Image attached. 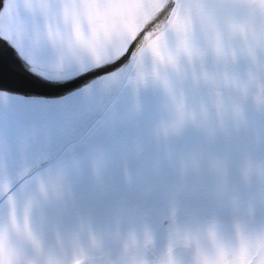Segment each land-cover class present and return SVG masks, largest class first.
Returning <instances> with one entry per match:
<instances>
[{
    "label": "rangeland",
    "instance_id": "obj_1",
    "mask_svg": "<svg viewBox=\"0 0 264 264\" xmlns=\"http://www.w3.org/2000/svg\"><path fill=\"white\" fill-rule=\"evenodd\" d=\"M0 264H264V0H175L87 130L0 199Z\"/></svg>",
    "mask_w": 264,
    "mask_h": 264
},
{
    "label": "water",
    "instance_id": "obj_2",
    "mask_svg": "<svg viewBox=\"0 0 264 264\" xmlns=\"http://www.w3.org/2000/svg\"><path fill=\"white\" fill-rule=\"evenodd\" d=\"M84 1L86 5L82 2L81 8L72 5L78 11L76 25L70 27L74 34L86 37L90 27L101 29L104 25L130 21L127 31L122 32L123 45L101 63L66 59L62 74L52 76L45 83L26 81L21 76L13 79L0 71V81L5 84L0 85V199L87 130L123 82L135 49L148 33L164 25L175 4V0H158L152 5L147 0H124V7L135 16L128 20L117 14L118 0ZM1 12L6 17L13 14L8 8ZM21 16L16 18L19 26L27 19ZM11 26L15 29L13 20ZM11 26L7 27V37L16 30L10 31ZM94 91H98L97 103L86 106L83 115L70 118L68 109L73 103L79 104L87 96L85 92Z\"/></svg>",
    "mask_w": 264,
    "mask_h": 264
},
{
    "label": "bare ground",
    "instance_id": "obj_3",
    "mask_svg": "<svg viewBox=\"0 0 264 264\" xmlns=\"http://www.w3.org/2000/svg\"><path fill=\"white\" fill-rule=\"evenodd\" d=\"M156 1L146 2L152 5ZM82 2L86 5L84 0H0V71L13 79L21 76L26 81L45 83L52 76L62 74L66 59L75 58L76 62L79 59H91L101 63L111 57L113 52L122 47V32L127 31L130 21L104 25L99 27L101 29L90 27L86 37L74 34L70 27L76 25L75 16H78V11L72 5L81 8ZM117 4L119 8H116V12L119 16H125L128 20L135 17L124 7V0H118ZM7 8L13 10L12 16H2V9ZM19 15H22L20 18H27L21 26L16 20ZM12 20L16 30L11 26ZM8 25L11 26L10 31L15 30L11 37H7ZM67 33L72 35L67 36ZM0 85L5 84L0 81ZM87 92L79 104L73 103L68 109L70 118H76L88 109L86 106L97 103L98 91ZM90 98L92 100H88ZM12 110L15 108L12 107ZM41 141H45V138Z\"/></svg>",
    "mask_w": 264,
    "mask_h": 264
}]
</instances>
